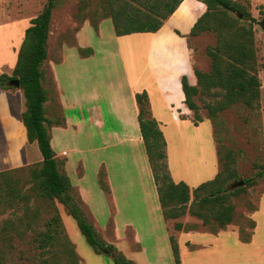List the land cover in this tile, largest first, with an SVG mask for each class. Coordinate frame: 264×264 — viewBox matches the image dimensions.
Here are the masks:
<instances>
[{
	"label": "rangeland",
	"instance_id": "obj_1",
	"mask_svg": "<svg viewBox=\"0 0 264 264\" xmlns=\"http://www.w3.org/2000/svg\"><path fill=\"white\" fill-rule=\"evenodd\" d=\"M48 1L0 0V27L13 21L24 22L36 18L43 11L41 7L43 6L44 9ZM111 2L112 0H56L48 40L49 58L42 66L45 73L42 81L48 90L52 104L56 103L58 96L55 78L63 86L69 99L80 101L79 104L74 105L71 100L67 104L69 107L67 109L65 107V111L74 118V121L77 124L80 122L81 127L78 129L77 136L73 137L70 134H61V132H53L52 134L57 135L55 146L58 153L62 152V148H67L66 146L71 149L70 151L67 148L70 161L68 174L73 183L77 184L83 180V184L89 189V192L84 195L89 208L83 202L80 194L74 191L84 216L94 226L99 237L106 244L113 245L117 252L120 251L111 242L115 239V235L118 236V231L124 239V221L131 219L134 226L139 230L151 259L156 255V248L160 242L158 235H162L163 231L152 232L151 230L152 223L160 215V212L154 208L159 205V196L145 145L142 142L124 145L113 139L108 140L106 138L108 141H105V137L99 134L92 138L88 135L92 127L87 120V108L90 103L94 102L102 107L107 130H120L121 127L111 111H108V103H110L109 82L119 79L123 74L120 69L122 59H119V52L116 51L115 45L106 42L111 35H114V26L110 18ZM113 2H115L113 3L115 8L124 5V0H114ZM237 2L246 7L250 17L256 19V22H252L251 20H244L241 14H231L238 20V26L247 29L252 28L254 34L258 76L262 84L260 106L257 109H249L242 105H235L219 112L217 120L214 122L210 119L206 105H216V100L219 98L204 97L203 102L198 101L201 106L199 114L203 122L207 120L212 123L214 137L210 134V130L207 131V137L204 127L203 136L207 137V141L199 145L196 138L190 137L192 133L189 130L184 129L185 132L183 133L187 145L190 147L188 164L191 169L197 171L202 166L203 161L200 159V155L201 157L202 155L206 156L208 169H211L213 160L216 158L214 147L216 143L217 151L220 154V171H223L230 161L229 167L240 176V181H242L256 178L257 173L264 166V72L262 70L264 65V5H252L249 0H238ZM105 20L107 21L104 22ZM102 22H104L103 33L106 36L104 40H101L98 35ZM89 24L94 29L88 28ZM96 26L98 28H95ZM5 30L7 29L0 28V38L9 34L8 31L4 34ZM79 32L81 33L77 41ZM151 38L160 45H156L153 49L152 55L155 62L159 58H170L176 55L177 50L183 48V43L169 35L167 28L157 34H133L125 37L124 60L129 80L125 81L126 79H124V83L127 82L133 86L134 82H137V87L140 90L143 87L155 89L143 47V43ZM167 43L173 45L175 51L161 46ZM78 44L80 47L84 46V49H78ZM215 44L216 35L214 33H205L199 40H190V46L195 51L196 69L204 72L211 71V59L207 56L206 50ZM86 46L88 47L85 48ZM88 48L95 52L99 49L105 50L106 55L111 57L109 64L101 59L96 60L97 57L91 58L92 54H88L91 50ZM63 52L64 63L56 66L53 71L51 60L58 62ZM4 55L6 56V53ZM114 56L118 57L113 58ZM88 57L90 59L86 60ZM1 71L12 76L14 69L3 68ZM171 80V86L174 89L178 88L177 76L174 75ZM11 87V90L17 91V110L23 107L22 110L25 113L27 107L23 89ZM94 89L99 94L97 98L92 96ZM73 94L79 97H73ZM7 109V106H2L1 101L0 133L6 131L8 127H15L16 125L15 129H18L20 125L25 129L22 116L20 115L17 120H10L8 113L4 112ZM16 112L18 117V111ZM85 117L86 120H84ZM189 117L194 123L193 112ZM52 121L56 123V117H52ZM207 127L210 129L209 124ZM16 140L13 145L19 149L21 146L20 138ZM199 146L202 148L200 149ZM181 147L180 140L175 139L172 154L176 162L182 165L184 160L180 151ZM35 153L42 155L38 146H36ZM40 163L41 161H34L26 167L8 170L13 171L8 182L0 179V253L6 254L8 264H39L38 258L41 250L36 248L34 238L38 231L44 230V227L42 224L37 230H28L26 223L35 221V219L38 223H44L56 212H60L58 202L39 198L36 194L30 170L38 168ZM60 168L65 170V163ZM99 168L101 169L99 170ZM98 170L100 171L99 176L97 175ZM83 171L85 177L82 175ZM100 179L104 184V189L108 188V191L103 189ZM232 202L236 206L235 222L225 230H217L218 233L216 234L211 233V229L205 227L202 220L190 214L176 220H170L174 228L176 224L181 223L184 227L199 232L189 239L192 241V245L187 247L190 254L185 256L186 264H264V178L258 179L254 186L248 187L239 197H234ZM65 211L68 213L66 208ZM36 213L37 217L35 216ZM68 217H70L69 221L74 223L79 235V238L74 239L76 245L73 244L79 253L82 264H115L113 256L116 253L111 254L108 251L102 255H97L86 242L76 221L71 216ZM250 219L256 223L254 231L249 227ZM66 221L68 222V220ZM63 225L62 237L68 236L70 238V230L68 231L64 223ZM106 226L109 228L103 232V228ZM240 229H243L245 234L254 233L251 243L241 241ZM4 231L7 232V236L4 235L6 234ZM125 234L128 236L127 245L130 244L132 249L134 246L132 232L127 230ZM173 236L186 254L184 244L186 239L179 240L180 234L175 229ZM8 242L11 245L6 247L5 244ZM160 245L161 247L167 245L169 250L166 264H175L171 244L169 242L165 244V241H161ZM62 250L63 247L60 246L59 251Z\"/></svg>",
	"mask_w": 264,
	"mask_h": 264
},
{
	"label": "trees",
	"instance_id": "obj_2",
	"mask_svg": "<svg viewBox=\"0 0 264 264\" xmlns=\"http://www.w3.org/2000/svg\"><path fill=\"white\" fill-rule=\"evenodd\" d=\"M113 1L110 18L116 35L121 37L156 34L184 0H124V5L118 8L113 6L115 3ZM202 1L208 10L195 24L190 37H198L205 33L216 35V44L206 50L207 56L211 59V71L195 70L197 86H191L187 77L182 78L185 104L194 113L196 126L203 122L199 114L201 106L198 101L203 102L204 97L219 98L216 105H206L210 119L215 122L219 112L235 105L249 109L259 108L262 88L252 28L238 26V20L231 14H241L244 20L252 22H256V19L250 17L246 7L237 1ZM55 7L56 0H49L42 13L31 21L32 25L26 30L13 75L0 76V89L10 90L12 87L9 83L12 80H19L24 91L27 110L22 118L27 129L28 141L31 144H38L43 157L39 167L30 170L38 197L63 205L97 255H102L107 249L111 254L116 253L113 256L115 264H135L117 252L113 245L106 244L94 226L88 222L79 199L74 195L71 179L61 171L52 147L45 107L49 96L42 81L45 74L42 66L48 58V40ZM262 70L264 72V65ZM136 102L139 108L141 135L165 219L176 220L190 214L202 220L203 225L209 227L213 234L218 233L217 230H225L235 222L236 206L232 199L239 197L248 187L254 186L258 179L264 178V166L256 178L243 180L245 185L236 189L232 188V185L240 182V176L229 167L230 161L214 180L203 183L194 190L184 182L176 183L169 169L167 141L160 123L153 117L147 91L137 93ZM11 172L13 171L0 172V179L8 182ZM99 181L102 184L101 179ZM104 190L108 191V188ZM35 216L37 217V213ZM36 221V219L28 221L26 226L28 230H37L43 224L44 230L38 231L34 238L36 248L41 250L39 264H82L73 242L68 236L62 237L64 225L60 212H56L44 223ZM249 223L250 229L254 231L255 221L250 219ZM175 230L190 232L194 229L178 223ZM253 234V232L245 234L243 229H240V239L243 243H251ZM4 235L7 236V232ZM170 242L175 263L182 264L180 246L173 235ZM5 245L9 247L11 243ZM60 246L63 247L62 251H59ZM6 260V254L0 253V264H8Z\"/></svg>",
	"mask_w": 264,
	"mask_h": 264
},
{
	"label": "crops",
	"instance_id": "obj_3",
	"mask_svg": "<svg viewBox=\"0 0 264 264\" xmlns=\"http://www.w3.org/2000/svg\"><path fill=\"white\" fill-rule=\"evenodd\" d=\"M233 1H238V0H233ZM249 1L252 5H256V4L264 5V0H249ZM41 8L43 10V6ZM207 10H208L207 6L203 3L202 0H184L177 9V11L170 17V19H168L165 22L164 26L161 28L160 31H162L164 28H167L169 35L175 37L176 39L180 40L183 43V48L181 50H177V52H175L176 55L170 58H159L157 59V62H155L153 60L152 54H153V49L158 44H156V42L152 38L148 39L143 43L144 44L143 47L145 48V56L147 57L149 72L151 74L152 80L154 81L155 89L143 87L142 90H140L137 87V82H134L133 86H131L130 83L127 82L124 83V79H126L125 81L129 80L128 72L125 66L126 63L124 60V38L128 37L129 35L118 37L114 29V35L113 36L111 35L108 41L106 42L107 44L111 42V44L115 45L116 51L119 52V55L118 53L117 55L120 56L119 59L120 58L122 59V62L120 63L121 64L120 69L123 72V74L119 79H116L114 81L110 80L109 82L110 103L108 102L107 103L109 108L108 111H111L115 120L121 125L120 130H115V131L107 130L106 128L107 125L105 123L106 120H104L103 117L102 107L96 102L90 103L87 108V113H88L87 120L92 127V130H90L88 133L89 137L92 138L99 134L104 136L105 139L106 138H108V140L113 139L118 143L124 145L130 143H139V142H142L144 144L140 130V123L138 119L139 108L136 102V94L142 91H147L149 95L153 117L160 123L161 129L167 141L168 164L172 178L176 183H180V182L186 183L192 190L198 188L203 183L214 180L218 175V173L220 172V160L218 156L216 143L214 145L216 158L213 160L211 169H208L207 166L208 161L205 155H202V157L200 155V159H202L203 161V164L200 167V169L197 171L191 169V166L188 164V158H190L188 154L190 147L189 145H187L185 134L183 133L185 132L184 129L189 130L190 133H192L190 137L196 138V140L198 141L197 144L199 145H202V142L206 143L208 137V132H207L208 130H210V134L213 136V127L210 121L206 120L204 122L199 123V125L196 126L190 119L189 116L192 113V111H190V109L185 104L186 98L182 87L183 77L188 78L189 84L191 86L198 85V79L195 74V70H196L195 51L190 46V40L192 39L199 40V38H201L203 34L198 37H190V34L195 24L207 12ZM33 19L31 20L28 19L27 21L24 22L13 21L0 27L7 29L4 31V34L7 33V31L9 33L6 36L0 38V60H1L0 76L3 74H7V73H2L1 70L3 68L5 69L7 68V70H9V68L15 69L18 60V54L25 39L26 30L29 27H31L32 25L31 21ZM106 21L107 20H105L104 22ZM104 22L100 24L98 31L99 33L98 35L101 40H104L106 37L102 29ZM88 28L94 29V27H92L91 24L88 25ZM80 33L81 32H79L77 35V41ZM79 45L80 44H78V49H84V46L80 47ZM161 46L173 50L175 49V47L169 43ZM87 47L88 46H86L85 48ZM88 49L91 50L90 53L92 54V56H90L91 58L97 57L96 60L101 59L104 62L107 61L108 63L107 62L106 63L109 64V60L111 57L109 58L106 55L105 50L99 49L95 52L91 48ZM4 53H6V56L4 55ZM118 56H114L113 58H116ZM90 57L86 58V60L90 59ZM48 58H49V54H48ZM64 58L65 57L63 52V55L61 58L58 59L59 60L58 62L51 60L53 71L55 70L56 66L64 63L65 60ZM174 75L177 76L179 83L178 88L175 89L174 87L171 86V82H172L171 78ZM55 83L58 92L56 103L52 104L51 99L48 98V101L45 104L47 110L46 116L48 118L47 129L51 136L52 147L56 153V158L59 162L60 167L63 163H65V170H62V168L60 169L70 178L68 174V167L70 161L68 158L69 154L67 150V148L68 149L70 148L66 146L67 148H62L61 149L62 152L58 153L55 146L57 135L55 134L53 135L52 133L61 132V134L63 133L65 135L70 134L73 137L77 136V134L79 133L78 129L81 127L80 122L77 124L74 121V118H72V116H70L65 111V107L66 109L69 107L67 106V104L71 100L72 103H74V105L79 104L80 101L78 99H69L67 97V94L63 86L59 84L57 78H55ZM16 92L17 91L11 89L10 90L0 89V95H1L0 102L2 101L3 107L6 106L8 107V109L4 110V112L8 113L10 120L11 119L17 120V118L19 119L20 115L23 116L24 114L22 110L23 107L17 110ZM92 92L94 93V95L92 96H95V98L99 96V94H97L96 89H94V91ZM89 94L91 95V93ZM73 97L78 98L79 96L73 94ZM16 111H18V117ZM50 116L56 117L57 122L54 123L52 121V117ZM84 120H86V117L84 118ZM60 121L62 124H59ZM207 124L210 125V129L209 127H207ZM15 127L10 126L6 131L0 133V172L26 167L34 161H41V162L43 161L42 155H40L39 153H35L36 146H38V144L29 143L26 127L25 129L23 128L22 125H20L18 129H15ZM204 127L206 128L205 130L207 132L206 138L203 136ZM18 138H20V143H21L19 149L17 146L13 145L16 143L17 141L16 139ZM175 139L180 140L182 145L180 150L182 152L183 160H184V163H182V165L176 162V159L175 157H173L172 154V147ZM108 140L106 139L105 141ZM201 148L202 147H200V149ZM100 169L101 168H99V170ZM99 170L97 171L98 176L100 173ZM82 175L85 177L84 171ZM71 182L74 191L80 194L83 202L89 208V205L84 198V195H86L89 192V189L83 184V180L82 182H78L77 184H74L72 179ZM58 208L63 223L66 225L68 231L70 230L69 232L70 239L75 244L74 239L79 238V235L78 232L76 231L74 223L72 221H69L70 217L68 216L70 215L65 211V207L63 205L58 203ZM154 208L155 210L160 212V215L159 217L155 218L154 223H152L153 226H151V230L152 232L162 230L163 234L158 235L159 241L160 242L165 241V244L167 242L171 244L170 238L173 235L175 229L174 225L171 223L170 220L165 219L162 213L160 202L159 205ZM66 220H68V222ZM159 223H161L162 225H160ZM108 228H109L108 226H106V228H103V232H106ZM127 230L129 232L130 231L132 232L133 244H134L132 249L130 248L131 247L130 244L127 245L126 239H128V236H126L125 234ZM116 233L117 230L115 228V234ZM198 233L199 232L194 230L190 232H184V231L179 232L180 234L179 240L186 239L184 243L185 249L187 251L186 254L184 253V250L181 248V245L179 243L182 264H186L185 256L188 253L190 254V250L187 247L188 245H192V241L189 239ZM160 242L156 248V255L154 256V258H151L153 259L151 260L150 256L148 255V249L143 243V239L140 235L139 230L134 226L132 220L128 219L124 221V239L122 238L121 233L118 231V236L115 235V239L112 240L111 244H114L122 254L124 253V255L128 260L133 261L135 264H166V258L168 257L169 250L167 245L166 246L162 245L163 247H161ZM171 251H172V246H171Z\"/></svg>",
	"mask_w": 264,
	"mask_h": 264
},
{
	"label": "water",
	"instance_id": "obj_4",
	"mask_svg": "<svg viewBox=\"0 0 264 264\" xmlns=\"http://www.w3.org/2000/svg\"><path fill=\"white\" fill-rule=\"evenodd\" d=\"M263 27H264V24H263ZM10 86H13V87H15L17 89H21V84H20V81L19 80H12L10 82ZM244 185H245V182L242 180V181H240L238 183L233 184L232 185V188L236 189V188L243 187ZM104 252L107 253L108 250L105 249Z\"/></svg>",
	"mask_w": 264,
	"mask_h": 264
}]
</instances>
